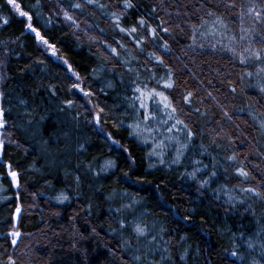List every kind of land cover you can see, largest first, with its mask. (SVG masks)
I'll return each mask as SVG.
<instances>
[{"label":"trees","instance_id":"1","mask_svg":"<svg viewBox=\"0 0 264 264\" xmlns=\"http://www.w3.org/2000/svg\"><path fill=\"white\" fill-rule=\"evenodd\" d=\"M17 2L30 13L40 11L38 18L34 16L33 25L49 44L55 45V55L47 45L37 41L34 33L26 31V18L15 13L5 0H0V25H3L0 27V76L3 77L0 92L4 93L0 105L6 109L8 119L4 131L12 134L6 138L3 160L0 161V188L3 190L0 194V264H7L9 256L15 259L16 264H121L122 257L127 254L120 249L121 234H113L109 230V224L115 227V218H118V214L110 213L109 208L115 209L132 199L140 202L136 206L137 215L144 212L150 225L166 229L164 239L172 242V264H232L235 258L228 256L233 249L227 228L238 235L242 222L246 233L254 232L252 217L241 218L227 211L223 195L216 200L211 188L198 191V184L184 175L192 170L194 159L210 163L207 157L199 155V151L200 144H208L211 139L208 132L214 127L210 121L215 117L211 114L208 118L192 116L190 126L194 130L199 127L205 135L194 140L180 164H172L173 158H167L165 152L167 137L159 136L157 127L153 128L156 131L152 135L144 133L142 136L132 135L133 129L128 127L142 119L136 110L129 107L133 99L131 89L134 87L131 82L138 74L141 84L155 86L154 81L150 80L151 76L153 73L163 76L165 70L155 67L154 63H145L146 53L154 50L151 42L145 45L144 54L139 53L138 49L133 48V38L120 33L105 17V11L115 10L113 0H100L109 7L105 10L95 9V15H80V19L86 20L87 24L97 26L89 30L97 37L95 41H90L83 31L71 28L62 14L57 15V0H41L40 9L35 7L36 0ZM69 2L63 0V7L66 8ZM206 2L164 0L167 12L172 14L168 16L159 7L157 13H151L152 7L159 5V0H134L138 10L131 11L123 26L128 27L136 17L146 14L151 15L153 25L159 22L157 16L168 21L173 33L164 37L172 49L171 54L165 57L166 62L176 70L182 84L186 81L189 86H198L201 80L205 84L211 80L213 85L219 87L218 93L211 88L209 90H213L232 109L235 124L229 123L226 127L235 133L234 150H239L241 158L248 157L246 165L250 162L264 169V156L259 155L264 153V136L258 129V121L248 115L254 109L264 111V95L252 89L241 93L237 84V93L233 97L226 80L236 81L240 68L233 67L228 54L221 50L227 41L217 43L218 36H197L193 44L190 38V24L199 22L192 13ZM240 2L246 0H238ZM116 3H120V0H116ZM177 10L181 12L179 17L176 16ZM184 12L188 13L187 17L183 15ZM225 18L230 20L231 14L226 13ZM4 19L9 20L7 25L3 24ZM177 24L180 28L175 27ZM231 27L237 29L238 25L233 23ZM84 28L85 24L82 23L81 29ZM101 28L103 32H100ZM117 42L124 48H120ZM106 44L118 48L121 60L130 59L125 52L127 49L138 56V61L124 65L109 59ZM201 44L203 47H200ZM189 45L192 47L189 48ZM128 67L135 68L136 72H128ZM75 83L93 95L85 97L78 89L72 88ZM109 84L113 86L109 87ZM179 91L177 89V99ZM242 94L246 102H242ZM22 100L27 103L22 104ZM66 100H73V107H66ZM249 105H253L254 109H250ZM195 106H199L198 102ZM98 108L104 109L99 125L94 119ZM239 108H244V111H235ZM26 111L31 115H26ZM157 115L159 119L162 118L160 114ZM235 125H239V129ZM148 136L151 138L147 139ZM8 139L18 141L19 147L16 143H8ZM161 141L164 146L158 148ZM241 142L245 147L241 146ZM154 146L158 152L165 154L164 164L159 163L157 156H148ZM224 154L220 149L212 151V155L221 163ZM106 160L115 161L116 167L101 172L99 176L94 175L100 172ZM9 162L21 174L19 188L12 186L3 167ZM151 164L156 167H150ZM88 165L92 166L91 171L87 170ZM253 171L255 175H260L258 171ZM76 175L81 178L79 188L74 182ZM225 175L222 168L218 169V184H213L212 188L225 183ZM61 190L71 198L64 204H58L55 200ZM113 190L119 195L108 200ZM89 203L93 205L91 215L86 212ZM18 206L21 213L16 222ZM202 217L206 222H202ZM93 226L97 228L98 236L89 235ZM13 231L20 233L16 245L11 243L12 237L9 235ZM77 233H83L87 239L79 240L77 247L81 251L74 252L70 246L74 236L79 239ZM181 236L187 237L186 244L179 243ZM140 247L143 249V244ZM185 249L189 256L181 261L179 257ZM240 252L246 260H235V264H250L253 257L259 259V248L250 254V250L241 242ZM155 258L158 260L159 256ZM152 259L153 256L149 254L148 260Z\"/></svg>","mask_w":264,"mask_h":264},{"label":"snow or ice","instance_id":"2","mask_svg":"<svg viewBox=\"0 0 264 264\" xmlns=\"http://www.w3.org/2000/svg\"><path fill=\"white\" fill-rule=\"evenodd\" d=\"M7 6H11V9L17 13L20 17L26 18V31H31L35 34V38L38 42H42L47 45L48 48L53 50L55 55V45L49 44L48 40L40 31L33 25V18L41 15L40 11L30 13L22 9L20 3L17 0H5ZM112 6L115 10L111 12H104L105 17L109 18L114 27L126 36L133 38V48L138 49L139 53H145V45L151 42L153 51L147 52L145 56V63H154V66L159 68L163 67L165 72L163 76H157L155 73L151 76L150 80L154 81L155 86H150L149 83L141 84L139 82V75L131 83L133 99L129 107L136 110L142 119H138L135 124L128 125L133 129L132 135L142 136L144 133L152 135L156 129L150 128L149 124L152 120L156 119L158 113L163 112L167 119H163L160 123L168 125L171 121V125L167 127V133L173 132L176 135H169L167 139L170 142H174L175 158L171 161L172 164H180L185 153L189 151L190 146L196 138H202L205 133L199 127L196 130L190 126L189 121L193 115L199 117L208 118L211 114L212 119L210 121L214 127L208 132L211 137L208 144L201 143L199 155L201 157H207L210 163H203L202 159L192 160V170L186 171L184 175L198 184L199 190H208L211 188L213 196L216 200L221 199V195L225 197L224 203L228 206L227 211L234 212L238 217L244 218L247 216L252 217V222L255 226L254 232H245L244 225L241 222L239 225V234L232 232L231 228H227V233L232 239V251L228 252V256L234 257L235 260L245 261L246 257L241 254V242L246 246L247 250L254 251L259 248V259L253 257L250 264H264V169L260 168L259 164L246 165L245 161L247 156L241 158L239 150H234L235 140L234 131L230 127H226V124H235L232 109H229L224 104L218 95L214 94L219 92V87L213 85L211 80L207 81V84L203 80L198 82V86H189L185 81L183 84L179 81L176 70L166 62L165 57L171 54L172 49L165 36H171L173 33L172 26L167 20L162 18L158 19V23L153 25L151 23V15H140L136 17L135 22L128 27L123 26L124 22L131 15L132 10H138L134 0H120V3H116L113 0ZM35 7L40 9L42 7L41 0H36ZM109 7L106 3H101L100 0H70L68 6L63 7V0H57V8L59 12L57 15L62 14L64 21L68 25L75 29L84 32V35L88 37L90 41H95L97 37L92 35L89 30L94 29V25L87 24L86 20H81L80 15L87 13L88 15H95V9L105 10ZM157 7L165 11L166 15L171 16V13L167 12L165 8L164 0H159L158 6H153L151 13H157ZM183 7H187L184 5ZM79 15H78V14ZM202 13V14H201ZM231 14V19L225 18V14ZM181 12L177 10L176 16L179 17ZM184 16H188L187 12L183 13ZM193 16L198 18V23H191V39L193 44L196 43L197 36L199 37H220L217 43H222L226 40L227 43L223 44L222 51L228 54L229 61L233 64V67H239L240 71L237 74V80L227 79L226 84L228 86L229 93L235 96L237 93V84L240 85V92L244 93L246 89H252L257 94L264 95V0H246V2L238 3V0H207L206 3H201ZM51 19L49 18V23ZM8 19H4L3 24L7 25ZM85 24V28L81 29V24ZM237 24L238 28L233 29L231 24ZM3 25H0L2 27ZM176 28H180V25H175ZM104 29H100L103 32ZM183 31V29H181ZM79 38V37H78ZM120 48H124V45L119 44ZM105 47L109 52V59H115L118 63L124 65L131 64L132 61H138V56L133 55L125 49L130 59L121 60L120 52L117 47H112L106 44ZM192 45H189L191 48ZM203 47V44L200 45ZM215 47V45H213ZM7 54V53H6ZM2 63V61H0ZM67 63V61H65ZM185 67H187L185 65ZM95 71V70H93ZM127 71L132 73L136 72L133 67H128ZM149 72L152 69H148ZM75 74V73H74ZM194 75V74H193ZM3 77L0 76V80ZM77 76V80H79ZM254 81V83L252 82ZM225 83V81H221ZM112 87V84L108 85ZM72 88L78 89L83 93L85 97H91L93 95L90 91H85L79 83L72 85ZM213 90H209V89ZM177 89H179V99H177ZM203 94H202V91ZM4 93L0 92V99H3ZM198 102L199 106H195ZM22 104H26V101H21ZM137 103L139 107L137 108ZM66 107L71 108L74 105L73 100L64 101ZM188 111H185V109ZM204 108V111H201ZM250 109H254L253 105H249ZM143 110L140 112V110ZM7 111H10L8 109ZM63 111V109H61ZM235 111L243 112L244 108L235 109ZM6 109L0 105V161L3 160V151L5 148L6 138L11 137V133L6 132L8 126V119L5 116ZM104 113L103 108H98L94 115V119L97 125L101 123ZM26 115H31L26 111ZM248 115L253 120L258 121V129L264 134V111L251 110ZM42 119V118H41ZM223 121L224 123H221ZM209 121L206 119L205 121ZM31 123V121H29ZM121 124L123 121L120 122ZM144 127L141 128V124ZM236 129H239V125H235ZM101 131L103 129L101 128ZM243 134L242 132L240 133ZM238 139L239 136H236ZM8 143H16L19 147L18 141L11 139L7 140ZM147 143V139L144 140ZM227 145V147H226ZM164 146L163 141L158 148ZM241 146L243 142H241ZM83 148V145H81ZM220 149L223 151V163L212 155V151ZM163 151H157L155 148L152 152L148 153L149 157L157 156L159 163L164 164ZM264 156V153H259ZM6 169L7 177L10 178V182L13 187L19 188L20 185V172L14 170L12 163L3 164ZM19 167V165H17ZM115 161L106 160L101 167L100 172H95L94 175L99 176L101 172H105L109 169L115 168ZM150 167H156L155 164H151ZM79 168V165H77ZM222 168L224 173L227 174L224 177L225 183L219 184L218 187L212 188L213 184H218V169ZM87 170L91 171L92 166L88 165ZM231 170V171H230ZM260 173L259 176L254 174V171ZM127 175V173H125ZM234 181V182H233ZM256 181L255 184L252 182ZM74 182L79 188L81 178L79 175L74 177ZM119 195L113 190L107 199L112 200L115 196ZM126 195V194H125ZM70 196L66 191L61 190L56 196L55 200L58 204H64L70 201ZM140 202L132 199L129 203L121 204L119 207L112 209L109 208V212L118 214V218H115V227L109 224V230L111 233L121 234V252L124 255L121 260V264H172V255L170 250L171 241L165 240L164 236L167 234L164 227L157 228L155 224H149L146 219V213L140 212L136 214V206ZM93 205L88 204L86 212L91 215ZM20 207L16 209L17 214L20 212ZM193 212L195 209L192 210ZM190 217H185L189 219ZM202 222H206L204 218H201ZM215 226V225H213ZM126 234V238L125 235ZM12 237L11 243L16 245L17 237L20 236L19 231H13L9 234ZM79 239L74 236V242L70 248L74 252L81 251L77 247L79 240L87 239L83 233H77ZM89 235L95 237L99 235L95 226L90 228ZM179 243L186 244L187 237L181 236ZM143 244V249L140 245ZM163 245V247H161ZM112 255H116L114 251L109 250ZM151 254L153 259L148 260V256ZM159 256L157 260L155 257ZM189 252L187 249L180 255L179 259L184 261L188 258ZM235 260L232 264H235ZM7 264H16L15 259L9 256Z\"/></svg>","mask_w":264,"mask_h":264},{"label":"rangeland","instance_id":"3","mask_svg":"<svg viewBox=\"0 0 264 264\" xmlns=\"http://www.w3.org/2000/svg\"><path fill=\"white\" fill-rule=\"evenodd\" d=\"M209 38H212V37H209ZM217 38V37H216ZM218 39H220V37L218 38ZM217 40V39H216ZM215 40V41H216ZM254 82V81H253ZM244 94H242V98L243 99H241L242 100V102H246V99L244 98V96H243ZM142 110V109H141ZM158 114H160L161 116H162V118H158V115L156 116V121L155 122H150V124H149V127L150 128H156L157 127V130H158V132H159V136H161V137H163V138H166V137H168L169 135H176V133L175 132H173V133H171V134H169V133H167V131H166V129H167V127H169L170 125H171V121H169V124L168 125H164V124H162V123H160V121L161 120H163V119H167V117H165V115H164V113L163 112H160V113H158ZM140 118H142L141 116H139ZM160 120V121H159ZM144 127V125L142 126L141 125V128H143ZM146 134V133H145ZM263 136H264V134H263ZM150 139L151 137L150 136H148L147 137V139ZM153 142V144H155L154 143V141H152ZM196 143H197V141H196ZM167 144H168V146H167V149H165V152H166V156H167V158H169V157H172L173 159L175 158V147L173 148V146H174V142H170L168 139H167ZM176 146V145H175ZM154 148H155V146H154ZM171 158V159H172ZM169 160V159H168ZM192 164V163H191ZM2 192H3V190L0 188V194H2Z\"/></svg>","mask_w":264,"mask_h":264},{"label":"water","instance_id":"4","mask_svg":"<svg viewBox=\"0 0 264 264\" xmlns=\"http://www.w3.org/2000/svg\"><path fill=\"white\" fill-rule=\"evenodd\" d=\"M20 213H21V210H20L19 214H17V212L15 213V221H16V222H17L18 219H19V215H20Z\"/></svg>","mask_w":264,"mask_h":264}]
</instances>
